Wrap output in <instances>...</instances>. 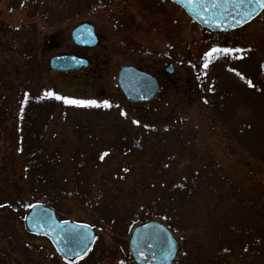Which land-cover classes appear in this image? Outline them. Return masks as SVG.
I'll return each mask as SVG.
<instances>
[{"label":"rangeland","instance_id":"1","mask_svg":"<svg viewBox=\"0 0 264 264\" xmlns=\"http://www.w3.org/2000/svg\"><path fill=\"white\" fill-rule=\"evenodd\" d=\"M83 22L100 38L97 72L48 70L76 48L70 33ZM212 47L244 51L204 68ZM124 65L158 78L153 101L123 97ZM47 91L112 107L66 105ZM10 197L25 213L49 201L96 229L75 264H135L131 232L151 220L179 242L174 264H264V10L214 33L170 0H0V199ZM10 233L0 264H67L24 223Z\"/></svg>","mask_w":264,"mask_h":264},{"label":"water","instance_id":"2","mask_svg":"<svg viewBox=\"0 0 264 264\" xmlns=\"http://www.w3.org/2000/svg\"><path fill=\"white\" fill-rule=\"evenodd\" d=\"M173 3L182 7L188 16H190L200 26L212 32H227L244 26L256 18L263 10L257 9L259 14H255L252 19L244 22L241 16L237 15L242 9H229L224 13L223 17L216 15L215 23L221 24L216 27L214 23L205 22L211 20L212 13H202L204 19L194 13L188 11L183 0H171ZM251 10V9H249ZM235 17V19H233ZM241 21L237 23L236 21ZM229 25H232L229 27ZM72 38L79 46L95 47L98 44V38L95 34L94 27L88 23L78 25L72 31ZM50 68L55 71L68 72L70 70L86 67L88 61L86 59L74 55H60L50 60ZM166 73L172 75L174 68L172 64L166 65ZM118 85L124 97L132 102L144 103L152 100L159 91L157 80L150 74L142 72L133 66H124L120 69L118 75ZM38 205L34 209H29L25 220V226L28 232L33 235L45 236L51 242L56 252L66 261L65 256L74 261L84 258L93 247L97 235L91 227L85 229H75V225L84 224L79 222L60 221L56 212L43 204ZM73 230L82 234L95 237V239L77 240L70 234ZM58 235L64 239H58ZM171 245V248H170ZM130 251L136 264H173L175 260L181 257V250L178 241L175 239L170 230L158 221H150L144 225L137 226L130 237ZM59 249V250H58ZM72 249V252L66 251ZM87 249L86 252L83 250ZM143 252V256L139 253ZM73 253H81L79 257Z\"/></svg>","mask_w":264,"mask_h":264},{"label":"snow or ice","instance_id":"3","mask_svg":"<svg viewBox=\"0 0 264 264\" xmlns=\"http://www.w3.org/2000/svg\"><path fill=\"white\" fill-rule=\"evenodd\" d=\"M186 7L188 8V11L191 13H194L198 16H201L202 19H204V16L202 13H212L211 20H205V22L214 23L216 27H220L221 24L215 23L216 15H220L223 17L224 13L227 12L229 9H242L241 12H238L237 15L241 16V19L244 22H247L248 20L252 19L255 14H259L257 12V9L264 10V0H183ZM251 9V10H249ZM235 19V17H233ZM237 23H240L241 21L237 20ZM232 25H229L231 27ZM243 49H229V48H220V47H212L207 52L204 53V63L203 67L207 68L209 63L211 62L213 57H218L219 55L229 56L232 55L234 52H243ZM233 71H235L233 69ZM239 75V73H237ZM243 79V77H241ZM249 87H254L251 80L247 81ZM50 99H55L59 101H63L66 105H73L77 107H85V108H110L112 105L107 101L104 100L102 102H98L94 99H72L64 96H60L52 91H47L45 94ZM27 96L28 94L25 93V101L27 102ZM207 102V101H205ZM23 112V108H21V113ZM121 115H126L123 111H121ZM134 124H139V121H133ZM147 127V126H146ZM104 155H107V153H104L101 155L100 159L103 160ZM4 205H0V207H3ZM38 205L36 204H25L24 207L28 209H34ZM25 220L28 219L27 216L24 217ZM64 225H67L68 222L64 221ZM91 225L88 224H77L75 225V229H89L91 228ZM72 237L77 240H85L88 238L95 239V237H90L89 235L82 234L78 231L73 230L71 233ZM58 239H64L63 236L58 235ZM171 248V245H170ZM59 250V249H58ZM68 252H72V249H66ZM84 252L87 251V249L83 250ZM141 256H143V252L139 253ZM74 256L79 257L81 253H73ZM65 259L67 261V264H75L74 260L69 258L67 255L65 256ZM121 264H123V261H121Z\"/></svg>","mask_w":264,"mask_h":264},{"label":"trees","instance_id":"4","mask_svg":"<svg viewBox=\"0 0 264 264\" xmlns=\"http://www.w3.org/2000/svg\"><path fill=\"white\" fill-rule=\"evenodd\" d=\"M31 170V168H30ZM33 183H37L38 185H45L47 184L46 182H44L43 180L40 179H35V181H33ZM46 205H49L51 207H53L56 212L57 215L59 216V212L58 209L56 208L55 205H52L51 202L49 201H40ZM18 202L16 201V199L10 197L7 198L6 200H1L0 199V205H4L3 207H0V225H2V227L0 228V240H5L8 239L6 235H10V232H14V229L16 228L17 222L20 221V223H24V216H25V212L24 209L21 207L19 208V205L17 204ZM6 216V217H4ZM61 219H68L69 217H59ZM10 223L9 227L7 228L5 224ZM7 228L8 231L4 228ZM27 232V230H26ZM28 233V232H27ZM29 234V233H28Z\"/></svg>","mask_w":264,"mask_h":264},{"label":"flooded vegetation","instance_id":"5","mask_svg":"<svg viewBox=\"0 0 264 264\" xmlns=\"http://www.w3.org/2000/svg\"><path fill=\"white\" fill-rule=\"evenodd\" d=\"M51 37H53V36H51ZM47 43H50V42L48 41ZM75 47L76 48H73V50H71V49H69V51L66 50L67 52H63L62 54L76 55V56L82 57L84 59H87L88 60V65L85 68L74 70V71H71V72H68V73H62V74L73 75V76H76V77L84 75L87 78H90V76H93V74H95L97 72V70H98V67L95 66V64L93 66V62L99 59V55H97L94 52V49L96 47H93V48L78 47V46H75ZM49 59H48L47 64H49ZM48 70H50L49 67H48Z\"/></svg>","mask_w":264,"mask_h":264}]
</instances>
